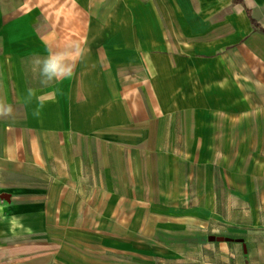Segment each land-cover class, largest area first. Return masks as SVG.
I'll use <instances>...</instances> for the list:
<instances>
[{
	"label": "crops",
	"instance_id": "obj_1",
	"mask_svg": "<svg viewBox=\"0 0 264 264\" xmlns=\"http://www.w3.org/2000/svg\"><path fill=\"white\" fill-rule=\"evenodd\" d=\"M250 18L264 0H0V264H180L202 255L186 197L264 216ZM72 44V77L42 84L35 61ZM258 225L208 264H264Z\"/></svg>",
	"mask_w": 264,
	"mask_h": 264
},
{
	"label": "rangeland",
	"instance_id": "obj_2",
	"mask_svg": "<svg viewBox=\"0 0 264 264\" xmlns=\"http://www.w3.org/2000/svg\"><path fill=\"white\" fill-rule=\"evenodd\" d=\"M184 205L186 208H196L192 218L199 222V226L194 231L199 237L197 247L202 255L191 256L187 255L189 253H185L180 264H208L206 250L208 246L214 243L216 245H232L236 247L238 254L242 252L246 254L248 250L254 248L250 244L255 243V235L262 234L258 229V224L264 221L262 220L264 216L254 215L249 208L239 207L232 199L230 201L219 197L212 199L210 206L213 207L212 216L209 215L211 212L208 213L207 198L192 199L186 197L184 198ZM191 214L192 212L190 214L185 212V217L191 218ZM222 264H240V262L228 261Z\"/></svg>",
	"mask_w": 264,
	"mask_h": 264
},
{
	"label": "clouds",
	"instance_id": "obj_3",
	"mask_svg": "<svg viewBox=\"0 0 264 264\" xmlns=\"http://www.w3.org/2000/svg\"><path fill=\"white\" fill-rule=\"evenodd\" d=\"M82 55L83 50L79 45L72 44L64 50L50 51L42 60L37 59L35 62L40 66V74L43 78L41 83L46 85L53 80L71 78L75 63ZM29 95H31V90H29ZM12 111L13 109L10 104L0 101V118L10 116ZM33 115L39 117V108L33 112Z\"/></svg>",
	"mask_w": 264,
	"mask_h": 264
},
{
	"label": "trees",
	"instance_id": "obj_4",
	"mask_svg": "<svg viewBox=\"0 0 264 264\" xmlns=\"http://www.w3.org/2000/svg\"><path fill=\"white\" fill-rule=\"evenodd\" d=\"M234 1L241 2L242 0H234ZM248 13L250 14V11H248ZM250 20H251V23L253 24V26L260 28V30L262 32H264V28L259 27L258 23L253 18H250Z\"/></svg>",
	"mask_w": 264,
	"mask_h": 264
}]
</instances>
